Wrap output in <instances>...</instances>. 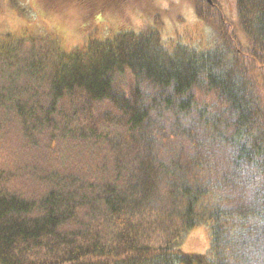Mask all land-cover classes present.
<instances>
[{
    "label": "trees",
    "instance_id": "obj_1",
    "mask_svg": "<svg viewBox=\"0 0 264 264\" xmlns=\"http://www.w3.org/2000/svg\"><path fill=\"white\" fill-rule=\"evenodd\" d=\"M24 1L0 0L1 20L26 17ZM26 1L42 53L37 22L27 59L25 37L0 26V113L19 108L10 86L41 69L45 115L71 105L75 131L106 151L38 198L0 165V264H264V0ZM182 6L211 29L209 45L161 38ZM61 25L79 44L55 40ZM111 121L120 129L100 130ZM205 221L211 254L175 247Z\"/></svg>",
    "mask_w": 264,
    "mask_h": 264
},
{
    "label": "rangeland",
    "instance_id": "obj_2",
    "mask_svg": "<svg viewBox=\"0 0 264 264\" xmlns=\"http://www.w3.org/2000/svg\"><path fill=\"white\" fill-rule=\"evenodd\" d=\"M25 16H13L7 14L3 20L0 17V26L3 27L4 34L12 36H24L22 46L24 56H30V41L27 38L29 22H37L36 26L37 45L35 51L42 53L43 28L39 20H35V15L25 0L22 3ZM233 13V10H232ZM231 19H235L234 13ZM32 18V19H31ZM64 34H56L55 40L61 46L69 47L79 44V38L70 26L61 25ZM161 38L166 40H178L183 43L198 44L200 47L209 45L211 29L206 23L198 20L189 7L182 6L173 9L168 15L163 25L159 28ZM46 33V32H45ZM100 36L108 33L107 27L97 28ZM42 35V36H41ZM235 35H242L235 30ZM57 38V39H56ZM240 42L244 43L241 37ZM42 71L36 76L21 75L15 84L10 86V97L18 99L19 108L11 111L4 110L0 113V165H7L12 168L14 176L20 179L19 192L32 198L40 197L48 187L49 180L79 179L94 167V160L103 154L106 149H101L93 137L87 133L80 135L74 129L77 119L71 105H58L57 113L53 118L47 117L45 111L48 107L46 78L43 80ZM5 77L0 75V87L8 86L4 82ZM127 86V79L124 75L115 73L113 75V89L119 92ZM160 128L169 126L168 122L162 120L161 116L154 115ZM118 130L120 125L116 121L109 124H101L100 130ZM76 132V133H75ZM52 141V143H51ZM88 169V171H87ZM88 179V176H87ZM177 247L182 253L188 255L211 254L212 242L210 236L209 223L201 222L194 228L186 231L177 241Z\"/></svg>",
    "mask_w": 264,
    "mask_h": 264
}]
</instances>
